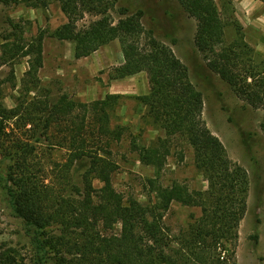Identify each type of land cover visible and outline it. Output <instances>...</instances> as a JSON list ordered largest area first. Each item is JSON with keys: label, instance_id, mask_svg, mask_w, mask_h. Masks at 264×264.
<instances>
[{"label": "trees", "instance_id": "16d2710c", "mask_svg": "<svg viewBox=\"0 0 264 264\" xmlns=\"http://www.w3.org/2000/svg\"><path fill=\"white\" fill-rule=\"evenodd\" d=\"M54 1L67 22L50 36L58 41H72L75 59L86 58L117 40L123 63L113 69L112 80L146 73L149 91L137 100L150 124L163 137L149 146L135 141L130 144L139 162L155 172V178L148 180L154 204H143L117 192L112 177L118 165L111 158L110 144L120 142L126 129L112 128L110 120L122 97L109 94L101 100L81 103L67 95L55 102L40 95L38 73L43 67L46 32L40 31L26 40L22 27L10 21L15 34L12 41L3 39L0 66L27 58L28 70L21 81L20 96L25 98H17L12 110L0 104V133L5 134V123L10 120L23 121L30 126L32 138L67 152L66 161L57 165L61 182L53 189L28 181L25 170L30 164V145L16 142L12 147L18 156L6 180L7 200L43 252L38 264H231L239 223L246 211L247 173L229 159L223 144L208 129L202 117V94L189 81L185 65L170 47L144 29L141 12L122 11L114 24L105 14V0ZM177 1L196 21L194 46L204 57L207 70L218 75L249 107H264V75L255 73L248 57L252 50L245 43L242 28L235 25L237 40L223 46V23L213 0ZM258 1L264 4V0ZM1 2L24 4L31 9L49 4L48 0ZM85 13H97L99 17L78 28L77 22ZM243 49L250 64L241 77L234 69L245 64L238 52ZM31 93L34 95L29 97ZM175 139L192 148L195 168L207 182L205 192H191L177 182L167 187L157 182ZM82 161H88V168L81 186H74L71 171ZM94 181L101 186L95 188ZM174 203L198 208L201 216L187 231L172 238L164 216ZM53 226L59 229L57 237L47 234ZM46 247L55 254L53 263L44 254ZM0 264L23 263L1 250Z\"/></svg>", "mask_w": 264, "mask_h": 264}, {"label": "rangeland", "instance_id": "374dc122", "mask_svg": "<svg viewBox=\"0 0 264 264\" xmlns=\"http://www.w3.org/2000/svg\"><path fill=\"white\" fill-rule=\"evenodd\" d=\"M105 1V14L114 24L121 18L122 11L128 14L141 12L144 29L151 31L157 40L170 47L187 68L189 81L202 94V117L208 129L223 144L229 159L247 173L246 211L239 223L231 264H264V107H249L234 95L218 75L207 70L204 57L194 46L196 21L182 9L177 0ZM213 1L223 23V46L237 40L235 25L238 24L242 28L245 43L252 50L248 57L252 60L255 73L264 75V35L241 25L233 7L236 0ZM48 2L45 8L31 9L24 4L5 5L0 0V47L6 37L10 41L14 38L10 21L22 27V37L26 40L35 37L40 31L46 32L43 67L38 78L40 95H47L51 102L62 95L81 103L101 100L109 94L122 97L110 120L112 128L120 126L126 129L120 142L110 144L111 158L118 165L112 183L115 190L125 197L131 196L143 204H154V194L148 180L155 178V172L142 165L130 148L131 141L149 146L156 138L163 137L150 124L144 107L137 100L149 91L146 73L112 80L113 69L123 63L117 40L86 58L75 59L72 41H58L50 36L67 22V18L57 2ZM98 17L97 13H85L77 26L85 27ZM238 52L242 53L245 64L242 62L241 66L238 65L234 73L242 77L250 63L246 62V49ZM27 70V58L0 66V104L5 109H14L17 98H25L24 95L20 96V92L21 81ZM33 95L31 93L29 97ZM5 126V134L0 133V251L12 253L23 264H38L43 252L37 248L34 234L15 215L7 200L6 180L18 156L12 147L16 142L30 145L28 149L31 153L27 155L30 164L25 170L28 181L53 189L61 182L57 165L66 161L67 152L63 148L50 147L44 140L32 138L28 131L30 126L24 125L23 121L10 120ZM31 146L33 150H30ZM87 168L88 161L73 167L71 183L74 186H81ZM157 182L164 187L177 182L187 186L191 192L207 190L206 180L195 168L192 148L181 139L172 142L170 154ZM93 185L95 188L101 186L97 181ZM200 216V209L174 203L164 216V223L173 238L187 231L188 226L193 225ZM118 229L116 227L115 231ZM47 234L57 237L58 227H50ZM45 252L53 263L55 254L48 247Z\"/></svg>", "mask_w": 264, "mask_h": 264}, {"label": "crops", "instance_id": "0c3cea01", "mask_svg": "<svg viewBox=\"0 0 264 264\" xmlns=\"http://www.w3.org/2000/svg\"><path fill=\"white\" fill-rule=\"evenodd\" d=\"M235 16L241 25L264 35V5L258 0H236Z\"/></svg>", "mask_w": 264, "mask_h": 264}]
</instances>
